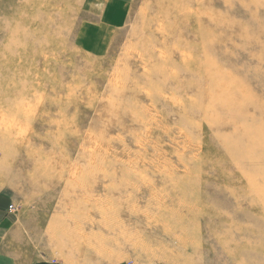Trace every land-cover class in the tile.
Listing matches in <instances>:
<instances>
[{"label":"rangeland","instance_id":"obj_1","mask_svg":"<svg viewBox=\"0 0 264 264\" xmlns=\"http://www.w3.org/2000/svg\"><path fill=\"white\" fill-rule=\"evenodd\" d=\"M0 199L60 264H264V0H0Z\"/></svg>","mask_w":264,"mask_h":264},{"label":"crops","instance_id":"obj_2","mask_svg":"<svg viewBox=\"0 0 264 264\" xmlns=\"http://www.w3.org/2000/svg\"><path fill=\"white\" fill-rule=\"evenodd\" d=\"M4 203V199H0V264H60L37 257L17 219L10 218L8 208L4 210Z\"/></svg>","mask_w":264,"mask_h":264},{"label":"built area","instance_id":"obj_3","mask_svg":"<svg viewBox=\"0 0 264 264\" xmlns=\"http://www.w3.org/2000/svg\"><path fill=\"white\" fill-rule=\"evenodd\" d=\"M17 211V208L14 206V205H10L9 207H8V212L10 213V214H15V212Z\"/></svg>","mask_w":264,"mask_h":264}]
</instances>
